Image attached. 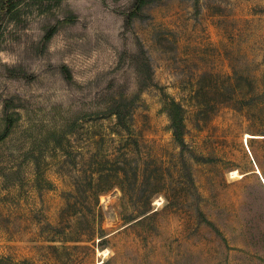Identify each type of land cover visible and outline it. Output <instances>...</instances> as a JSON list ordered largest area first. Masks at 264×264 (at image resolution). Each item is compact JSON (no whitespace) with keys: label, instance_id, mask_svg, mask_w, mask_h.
<instances>
[{"label":"rangeland","instance_id":"obj_1","mask_svg":"<svg viewBox=\"0 0 264 264\" xmlns=\"http://www.w3.org/2000/svg\"><path fill=\"white\" fill-rule=\"evenodd\" d=\"M136 2L0 13V264H264V0Z\"/></svg>","mask_w":264,"mask_h":264},{"label":"trees","instance_id":"obj_2","mask_svg":"<svg viewBox=\"0 0 264 264\" xmlns=\"http://www.w3.org/2000/svg\"><path fill=\"white\" fill-rule=\"evenodd\" d=\"M15 0H3V2L0 3V13L5 12V11H10L12 7L14 6ZM146 4V0H137L133 10L130 13V17L138 14V12L142 9V7ZM57 31V26L54 25L53 27L50 28L48 31L46 37L47 39H50L53 34ZM66 73L68 72V68H64ZM69 76V74H68ZM10 106V102H6V127L3 131L2 134H0V141L6 138L13 126L15 125V122L17 120L15 114L10 113L8 111V107ZM169 116H170V121H171V128L173 130V134L177 141L180 144H185L184 140V128H185V116H184V107L178 103L175 100H172L171 103H169ZM120 120V119H119ZM122 122V120H120ZM1 260V259H0Z\"/></svg>","mask_w":264,"mask_h":264},{"label":"bare ground","instance_id":"obj_3","mask_svg":"<svg viewBox=\"0 0 264 264\" xmlns=\"http://www.w3.org/2000/svg\"><path fill=\"white\" fill-rule=\"evenodd\" d=\"M250 137V134H247V138H249ZM264 179V178H263ZM108 252V250H105V256H106V253ZM101 263V262H100Z\"/></svg>","mask_w":264,"mask_h":264},{"label":"water","instance_id":"obj_4","mask_svg":"<svg viewBox=\"0 0 264 264\" xmlns=\"http://www.w3.org/2000/svg\"><path fill=\"white\" fill-rule=\"evenodd\" d=\"M259 173V171H257ZM264 181V180H263Z\"/></svg>","mask_w":264,"mask_h":264}]
</instances>
